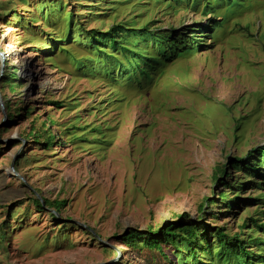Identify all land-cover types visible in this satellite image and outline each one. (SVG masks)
<instances>
[{
	"label": "rangeland",
	"instance_id": "1",
	"mask_svg": "<svg viewBox=\"0 0 264 264\" xmlns=\"http://www.w3.org/2000/svg\"><path fill=\"white\" fill-rule=\"evenodd\" d=\"M237 3L0 0V87L5 79L17 87L0 89V264H197L182 243L164 242L163 259L122 236L174 222L229 235L246 217L264 223V166L242 168L257 165L248 152L264 147V0ZM119 23L171 31L178 43L203 38L140 63L146 79L99 43L123 66L111 79L102 70L112 62L95 61L85 37ZM135 50L157 54L142 41ZM43 121L56 134L49 147L28 136ZM242 235L264 256L263 233ZM209 241L212 257L197 253L199 263L219 264Z\"/></svg>",
	"mask_w": 264,
	"mask_h": 264
},
{
	"label": "trees",
	"instance_id": "2",
	"mask_svg": "<svg viewBox=\"0 0 264 264\" xmlns=\"http://www.w3.org/2000/svg\"><path fill=\"white\" fill-rule=\"evenodd\" d=\"M173 3V5L176 3L177 0H168ZM184 2V0H182ZM201 0H195L196 5ZM227 6L233 7L234 5L238 4L237 0H226ZM195 10V8H194ZM210 9L207 7L202 9L203 14L208 13ZM70 23L69 28H67L66 32L69 33V29L71 27V18L69 17ZM213 21V27L217 23L216 21ZM83 30V29H82ZM204 30V29H203ZM81 32V30H79ZM67 34V33H66ZM194 32L190 34L189 37H181L178 38V40H182L181 43H178L175 41V38H172V32L171 31H163L160 30V28H154L149 29V25H145L142 27H135L133 25H127L123 23L116 24L112 26L108 31L106 32H99L97 30H89L85 41L88 45L92 44V47L95 49L97 53V57H94L95 61H99L102 55L105 57V61L109 60L112 63H110L108 68L103 69V74H105L106 77L111 78L113 74L111 73L113 70H118L119 67L122 66L121 61L118 59L117 56L113 57V53L105 54L102 49L100 50V47H98L99 43H107L106 45L109 46L112 50H115V52L121 53L123 60L127 63V66L134 65V68L137 69L139 77L145 78L144 74V68L139 67L140 63H143L147 66H152V63H155L157 60H159V57H164L169 51H173L176 47H181L182 45H187V42L183 41L184 39L191 41L190 44H196L199 42V40H202L201 36H194ZM205 34V33H204ZM139 41L145 42L146 47H150L153 49L152 51H155L157 54H145L143 52L139 53L135 50V47L137 46V43ZM125 43H128L132 45V48L129 46H126ZM75 65L78 69H81V71L84 74L85 69H87V65L83 60H76ZM138 65V66H137ZM123 67V66H122ZM89 68V67H88ZM134 70V69H133ZM137 71H132L128 74L130 76L128 79L131 80V78H135ZM134 73V74H133ZM146 79V78H145ZM4 86H6L11 92H14L16 90V86L13 83H10L8 79H5L1 82V91L4 89ZM54 104L57 106L58 104L54 102ZM3 106L5 110H7L8 114L11 105L10 101H4ZM60 106H57V108ZM9 118L11 117L8 115ZM51 123V122H50ZM41 132L40 129L34 127V124L32 122L30 127V132L28 133V136H31L33 139L38 138H44L43 145L46 147H49L53 144V141L56 138V134L51 132L50 124L46 125V122L43 121L41 123ZM40 132V133H39ZM27 136V137H28ZM37 141V140H36ZM256 153L258 155V162L257 165L252 166L251 164H246L242 168H245L248 170L250 174H254V171H257L259 165L264 166V147H259L255 151L248 152V156ZM245 158L242 159H230L228 158L229 163L231 162H238L242 163L244 162ZM255 162V160H254ZM224 169H218L220 171V174H224ZM218 182H222L221 176L218 177ZM226 185V184H225ZM246 185L245 183L243 184ZM243 187V186H242ZM243 190V188H242ZM237 194V193H236ZM235 194V195H236ZM220 198L225 204L226 208L230 209L232 205H230L232 201H228L226 199V193H220ZM235 197V196H234ZM43 203L46 206L51 205V207L58 210L64 203L61 202H51L48 203L47 200L42 199ZM211 201V200H210ZM34 203L36 204L37 208L42 210L41 204L39 200L34 199ZM42 203V202H41ZM212 203V202H211ZM43 205V204H42ZM245 206V205H244ZM202 211V207H201ZM240 232L235 233L233 235L227 234L225 231H223L221 228L215 230V232H212L211 229L207 230V227L205 225H183L179 222H174L171 224H164L163 227L160 229L154 230V229H148L147 232L137 231V230H128L123 236H122V243L127 245L129 248L132 249H139V251L142 253L144 251H154L157 250L160 257L163 259H168L167 254L164 250H162V244L165 242L168 245H171L175 248H179L178 244L182 243L184 244V247L186 249V252H189V255H187L190 258V261L192 263L197 264H204L199 263L200 258L197 256V253L202 254L204 257H212V247L213 243L209 241L210 237L212 236L213 239H216V252L215 257L218 259L219 264H264V256L261 252L257 251V255L252 253L250 250L247 249V246L242 242L243 238H241L242 230L249 229L252 233L261 232L264 234V223H259L256 218L253 216H249L243 219L242 223L239 225ZM206 232V233H205ZM245 235V234H244ZM249 239H252L253 236H249ZM258 242L261 243V248L264 247V241L261 238H258ZM256 257H253V256ZM175 256H178L175 254ZM254 260V261H253ZM185 258H178V262H184Z\"/></svg>",
	"mask_w": 264,
	"mask_h": 264
},
{
	"label": "water",
	"instance_id": "3",
	"mask_svg": "<svg viewBox=\"0 0 264 264\" xmlns=\"http://www.w3.org/2000/svg\"><path fill=\"white\" fill-rule=\"evenodd\" d=\"M1 57H3L1 54H0Z\"/></svg>",
	"mask_w": 264,
	"mask_h": 264
}]
</instances>
